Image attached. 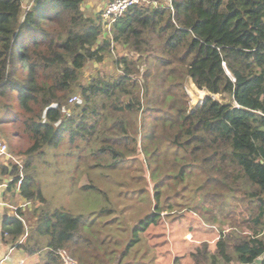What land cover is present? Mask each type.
I'll list each match as a JSON object with an SVG mask.
<instances>
[{"label": "trees", "instance_id": "obj_1", "mask_svg": "<svg viewBox=\"0 0 264 264\" xmlns=\"http://www.w3.org/2000/svg\"><path fill=\"white\" fill-rule=\"evenodd\" d=\"M24 1L0 0V130L15 127L29 143L23 169L0 165V183L10 178L7 191L34 205L36 217L29 231L22 209L1 220L0 241L22 256L15 264H64L60 249L79 264H122L168 210L159 189L168 169L157 177L153 168L163 143L176 147L175 178L187 169L205 175L194 212L210 226L228 224L214 250L196 247L193 264H264V0H172L174 13L140 4L110 30L87 0H33L28 10ZM109 59L113 70L83 83L89 65ZM188 79L221 100L190 108ZM66 143L87 177L148 157L155 209L133 226L117 261L97 227L114 209L75 214L53 209L43 193L35 163ZM80 190L109 200L93 181Z\"/></svg>", "mask_w": 264, "mask_h": 264}, {"label": "rangeland", "instance_id": "obj_2", "mask_svg": "<svg viewBox=\"0 0 264 264\" xmlns=\"http://www.w3.org/2000/svg\"><path fill=\"white\" fill-rule=\"evenodd\" d=\"M106 2L107 0H87L85 6L89 12L96 13L101 11ZM113 69L114 64L110 59L105 64L89 65L84 71L82 81L85 83L99 71ZM184 89L189 96L190 108L200 106L209 96L221 100L220 95H212L198 89L191 79L185 82ZM1 128L0 138L12 146L11 153L15 163L23 169L27 157L21 152L27 149L28 141L16 138L15 127L4 125ZM5 134L11 140H7ZM175 151L176 147L163 143L160 164L155 163L153 166L157 168V177L166 173L168 169L170 177L165 179V186L159 188L160 205L168 210L163 213L158 225L150 227L142 235L141 242L129 251L122 264H193L191 254L196 247L202 242H208L210 249L214 250L220 229L228 228V224L210 226L199 213L194 212L193 209L201 201L202 193H199L198 189L203 184L205 175L198 169H187L184 180L175 178L180 170V165L174 164ZM69 152L66 143L61 148L47 153L46 161L38 160L35 163L43 193L51 201L53 209L66 208L75 214L92 211L98 213L102 206L114 209V212L97 218V227L102 237L109 234L110 242L106 247L109 252L115 251L111 254L117 261L131 239L133 226L155 209L154 194L157 184L152 180L148 157L140 155L135 160L128 159L113 170L94 169L87 177L84 172L80 173L81 170L76 171L75 159L69 156ZM12 159L11 157L8 161ZM172 165H175V168ZM84 169L88 170L85 164L82 166V170ZM21 174L25 176L23 171ZM89 181H93L106 191L109 200L95 192L81 191L80 187ZM3 198L8 206L0 208V214L1 210H5V214H13L22 209L27 231L35 226L34 205L17 199L12 191H7ZM171 206L173 211L169 210ZM5 255L6 261L9 260L12 264H15L17 258L22 257L20 253L9 250ZM31 262L30 259L26 264Z\"/></svg>", "mask_w": 264, "mask_h": 264}, {"label": "built area", "instance_id": "obj_3", "mask_svg": "<svg viewBox=\"0 0 264 264\" xmlns=\"http://www.w3.org/2000/svg\"><path fill=\"white\" fill-rule=\"evenodd\" d=\"M32 1L33 0H30V2L24 4L25 10H28L31 7ZM140 4H144L152 7H164L166 9L171 10L172 13H174L172 0H167L166 3L164 4H162L159 0H107L105 6L100 11L101 21L110 30L112 25L116 22V20L121 18L126 13V11H128L129 8ZM75 100H77L76 96L71 99V102H74ZM11 157L13 158L12 161H8L10 160ZM12 162L15 163V158L11 154L8 144L3 139L0 138V165L2 163L9 165ZM23 177L24 176L22 174L20 181L18 182V187L21 186ZM11 181H12L11 179H8L6 180V182L0 183V208L2 209L8 206L7 203L4 201L3 196L8 190L9 183ZM58 254L60 255L64 264H79L74 259V257L65 249H60L58 251ZM5 259H6V255H2L0 257V264H2L5 261Z\"/></svg>", "mask_w": 264, "mask_h": 264}, {"label": "crops", "instance_id": "obj_4", "mask_svg": "<svg viewBox=\"0 0 264 264\" xmlns=\"http://www.w3.org/2000/svg\"><path fill=\"white\" fill-rule=\"evenodd\" d=\"M28 2H30V0H25L24 1V3L25 4H27ZM5 212V210L4 211H2L1 210V214H0V220H2L3 219V216H4V213ZM10 248L8 247V246H5L1 241H0V257L2 256V255H5V252H8V250H9ZM25 261H27V260H24V262ZM21 264V263H20ZM23 264V263H22Z\"/></svg>", "mask_w": 264, "mask_h": 264}, {"label": "water", "instance_id": "obj_5", "mask_svg": "<svg viewBox=\"0 0 264 264\" xmlns=\"http://www.w3.org/2000/svg\"><path fill=\"white\" fill-rule=\"evenodd\" d=\"M260 262H261V260L258 261V263H260Z\"/></svg>", "mask_w": 264, "mask_h": 264}]
</instances>
